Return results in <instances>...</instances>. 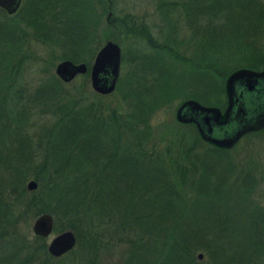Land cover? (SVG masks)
<instances>
[{"label":"trees","instance_id":"trees-1","mask_svg":"<svg viewBox=\"0 0 264 264\" xmlns=\"http://www.w3.org/2000/svg\"><path fill=\"white\" fill-rule=\"evenodd\" d=\"M64 1L69 0H56L55 4ZM214 1L213 5L205 3L201 5L202 7L192 6L189 8L191 12L188 10L189 17L198 18L196 13L201 14L206 10L209 12L205 14L209 13L210 17H216L220 8L219 1ZM98 2L99 5L106 7L103 0ZM241 3L243 9L251 7L250 10L257 15L255 29H258V35L264 33V3L261 0H241ZM19 11L20 9L14 15L16 16ZM66 12L73 13L71 9L63 8V15H66ZM2 13L5 14L0 9V14ZM33 13L37 15V10H32L28 14L27 25L33 26L34 33L37 34L60 31L65 35L68 39L62 36L66 38V42L71 43L75 52L64 51L62 60H71L76 64L85 63L88 72L78 77L88 78L91 64L86 60L85 49L93 40L90 32L81 34L79 23L73 19L75 15L72 20L70 15H67L68 21L61 31L50 23L48 25L45 20L46 17H51V21H55L56 18L53 16L62 15L59 11L55 15H52L53 11H49L39 19ZM15 29L13 25L0 21V264H50L57 259L46 253L44 239L35 236L34 241L43 244L34 247L22 236L24 212L27 213L32 204H26L24 205L26 208L23 206L22 209L17 205L16 194L20 197V185L29 178L38 184L40 197L49 199L41 209L36 210L34 216L41 212L49 213L54 218L55 232L63 229L61 227L63 223L66 224V220L67 225H71L74 231L77 238L76 250L73 249L67 254L70 256L76 254L78 258L70 264H100L98 254L103 255V258L107 256L111 244L114 248L121 246L120 244L123 246L127 244V248L122 249L123 257L117 264H201L193 257V251L198 247H203L209 256L213 257L212 264H231L233 261L253 264L252 257L256 256L254 253L252 255L243 251L237 253L238 251L233 249L234 245L226 246L227 228L222 224L224 220L221 218V206L224 207L231 200L233 204L237 201L239 206L241 202L250 203V206L259 205L255 203L256 201L250 202V197L260 187L261 180L259 177L255 178L260 169L256 172L258 168L251 166L246 171L240 170L236 178L234 176L235 171L232 168L236 163L227 153L238 144L231 150L220 149L203 142L194 126L180 125L176 122L180 127L191 131L193 139L188 143L190 151L203 145L207 147L205 148L207 154L213 152L218 155L211 161H208V155L198 157L200 159L197 160L201 161L203 167L199 171V176L196 173V169L200 168L197 164L188 169L187 190L181 185L186 182L187 175L182 176L181 181L176 180L172 166L174 160L170 163L167 162L166 155L159 153L156 155V146H152L150 150L145 148V142L152 141L149 124L151 115L164 106L162 100L168 93L164 88L157 86L159 76L154 78V88L148 89L146 94L142 93L146 92L142 87L133 86L127 81L121 88L119 78L115 91L122 92L121 104L125 107V111L120 113L114 108L110 110L111 108L104 104L88 105L83 104L81 98L70 96L63 98L60 92L63 86L55 77L50 76L49 79L47 77L49 73L44 79V84L38 86L35 95H24V88H21V91L17 92L21 94L15 100L13 95L16 92H12L4 82L5 74L12 66L9 53L1 50L2 44L8 46L11 42H14L11 45L14 51L24 50L22 46L18 47L19 44L14 46L17 42L23 43L20 39L16 40ZM235 32L237 35L242 34L237 28ZM239 48L241 46L237 47ZM161 51L169 57L178 59L165 47L161 48ZM258 55L257 59L260 57ZM181 62L189 64L196 74L194 83L207 79V89L211 92L209 95L217 91L224 93V81L229 72L222 81V90L220 86H215V80L210 77L217 71L212 66L199 61ZM161 68L162 66L157 67L155 71L160 74ZM81 91H84V87ZM207 96L196 92L189 95L188 99L220 107L219 100L210 102ZM99 97L101 98L100 95ZM16 104L19 107H16ZM34 137L39 138L36 145ZM25 150L31 152L27 156L29 158H24L20 167L19 165L14 167L13 164L18 157H22L19 153ZM222 164L226 166L224 170L221 168ZM193 174L197 177L194 180ZM22 186L21 190H25L24 184ZM192 194L195 195V201L191 204L193 208L198 209L196 214L193 212L192 221L195 223L199 219H205L197 223V227H202L201 229H193L201 234L204 233L203 228L206 230L215 228L216 230L212 231V238H207V235L198 236L197 232L177 236L173 227L171 229L164 227L165 220L170 214H173L174 218L171 220L175 222L180 223L185 218L188 202L191 201L189 195ZM255 209L260 215V209ZM76 213L86 216L81 221L86 226L82 225L80 229L68 219L76 217ZM156 217H160V220H154ZM256 221L255 218H243L242 227L245 235L248 229L253 231L254 227L259 231L257 234L260 237H257L256 244L261 249L264 248V217ZM156 222L159 223L158 226ZM203 223L206 228L203 227ZM167 230L169 232H166ZM107 236L109 241L105 240ZM89 237L90 239H87ZM111 239L113 241H110ZM14 241L18 250L10 252L8 248ZM67 254L58 259L64 260ZM257 257H262V261L254 264H264V254L259 252Z\"/></svg>","mask_w":264,"mask_h":264},{"label":"rangeland","instance_id":"rangeland-1","mask_svg":"<svg viewBox=\"0 0 264 264\" xmlns=\"http://www.w3.org/2000/svg\"><path fill=\"white\" fill-rule=\"evenodd\" d=\"M103 1L106 3V7L102 4L99 5L98 0H69L59 4H55L56 0H22L19 8L20 11L16 16L9 15L3 10L5 14H0V21L16 27L14 33L15 38L16 40H22L23 43L17 42L14 46L19 44L18 47L22 46L24 49L21 52H17V50L14 51L13 47H11L14 42H11L8 46L2 44L1 50L2 52L6 50L9 53L10 62L12 64L5 74L6 79L4 82L11 88L12 92H16L13 95L16 100L21 94V92L17 93L21 91V88H24V95H35L38 86L44 84V79L47 73H49L50 75L47 76L49 79L51 78L50 76H53L57 81H60L63 86L60 88L63 98H67V96L81 98L84 101L83 104L89 105L91 103H99L107 105L111 108L110 110L114 108L119 113L125 111V107L121 104L122 92H118V90L105 97L100 95V98L99 94H96L92 90L89 76L88 78L76 77L74 81L68 84L57 78L55 75V67L58 63L67 61L62 60L63 52L66 50L69 53L75 52L71 43L66 42L67 40L65 39L67 37L60 31L56 33L50 32L49 34L40 32L37 34L34 33L33 26L30 27L27 25L29 18L28 14H30L32 10H37V15L33 14L38 19L41 15L49 11H53L52 15H55V13L59 11V14L62 15L53 16L56 18V22L51 21V17L45 16L48 25L50 23L55 28L58 27L59 29L63 28L64 24L68 21L66 20L68 19L67 15H70L71 20L75 15L73 19L76 20L77 24L79 23L78 27L82 29L81 34L83 35V33L90 32L91 40L93 39L90 44H88V47L86 46L87 49H85V51L87 50L86 60H89L91 64L90 67L100 48H102L107 41H112L121 49V67L119 74L121 88L127 84L125 82L127 81L133 86L142 87L144 91L146 90V92L142 93L146 94L149 91L148 89L153 87L154 78L159 76L160 79L157 81V86L162 89L164 88L168 93L162 100L164 106L158 108L151 115L149 124L152 130V141H146L145 148L150 150L152 146H156V155H158V153L160 155H166L167 162L170 161V163L172 162L171 160H174L172 166L175 170L174 175L176 180L181 181L182 176L187 175L186 182L181 185L188 190V169H191L193 164H197L200 167L196 169V173L199 176V171H201L203 167L201 161L197 160L200 159L198 157L208 155V161H211L215 160L218 155L213 152L207 154L205 150L207 147L203 145L196 147L193 151L188 149V143L192 142L191 139H193V137L188 128H182L176 124V108L182 100L188 99L189 95L196 92L208 95L207 99H209L210 102H217L223 96V93L217 91L213 95H209L211 92L207 89V79H202V81L194 83L193 79L196 78V74L189 64H184L181 60L187 61L188 63H197L198 61L203 63L206 62L207 65L212 66L217 71L215 74L212 73L210 77L215 80V86H220V89H222V81L226 77V74L234 69L246 66L256 68L257 65L260 64V60L262 61L260 65L264 68V33L258 35V29H255L257 15L253 10H250L251 7H249V9H243L244 6H241V0H217L219 1L218 4L220 9L217 11L216 17H210L209 13L205 14L207 11L209 12V10H206L201 14L196 13L198 14L197 16H199L198 18L189 17V8L194 5L202 7L201 5L205 3L213 5L215 4L214 0ZM261 1L264 3V0ZM90 4L92 6H90ZM63 8H69L73 13L66 12V15H63ZM109 12L112 13L110 17H108ZM77 24L74 25L75 29ZM235 28L240 29L242 34L237 35ZM240 46L241 48L237 49V47ZM164 47L176 55L178 59L176 60L173 57H169L166 53L161 51V48ZM82 51H84V49H82ZM90 54L91 57H89ZM257 54L260 56L259 59L256 57ZM21 59L24 61L21 62ZM158 65L162 66L160 74L155 71V68L160 67ZM132 72L133 74H131ZM133 76L134 78L132 79ZM82 87H84V91H81ZM161 98L162 97H160V99ZM15 100L14 102H16ZM200 103L202 102L200 101ZM203 104L204 103H202V105ZM204 105L209 106L212 104ZM16 107H19V105ZM38 139L39 138L34 137L33 141H35V145ZM14 140L15 138L13 141ZM35 145L33 146V150ZM29 153L31 152L27 150L23 153H19L22 157H18V160L13 166L16 167L19 165L20 167L22 160L24 158H29L27 157ZM227 155L236 163L232 168L235 171V178L240 170L246 171V169H250L251 166L256 167V169L258 168L257 170L254 169L256 172L260 169L255 177H259V180H261L260 187L255 190L250 197V202L256 201L255 203L259 204V207L256 205L250 206V203L247 202H241V206H239L237 201L233 204L232 200L224 205V207L221 206V218L224 220L222 224L227 228V234L225 233L228 237H225L226 246L230 247L234 245L233 249L234 251H238L237 253H241L240 251L248 252L251 255L254 253L256 255L252 257V262L254 264V262L262 261V257L259 258L257 256L259 252L264 254V248L260 249L258 244H256L258 241L257 237H260L257 234L259 231L255 230L254 227L253 231L248 229L245 235L242 223L243 218H255L256 221L264 217V131H261L260 134L245 136L230 153H227ZM225 167V164H222L221 168L223 170ZM29 174L31 173H28V175ZM194 178L197 177H194L193 174L192 179L194 180ZM30 181L33 180L29 178L24 182L22 181L25 190H21V184L20 197L16 194V198L18 200L17 205L22 209L24 205L32 204V208L28 209L27 213L24 212L21 233L28 244L38 247L43 243L34 241L35 236L32 227L37 217L49 213L41 212V214L37 216H34V214L36 210L41 209L49 199L40 197L41 191H38V187L34 191H28L27 184ZM189 197L191 201L188 202V212L180 223L179 221L175 222L171 220L174 218L173 214L167 216L165 220L166 224L164 227H167V229L173 227L177 236L181 234L188 235V233L196 234L197 230L193 228L201 229L202 227H197V223L200 220H205L202 218L195 223L192 221L191 217H194L193 212L196 214L198 209L193 208L191 204L192 201H195V195L192 194L189 195ZM227 200L225 201L227 202ZM179 205L181 206V203ZM25 208L24 206V209ZM255 208L260 209V215L262 216L258 215L259 211ZM83 217L86 216L81 213H76V217L72 216L68 219H71L72 224L80 229L82 225L86 226L85 223H81ZM156 219L160 220V217L154 218V220ZM189 222L191 226L188 224ZM67 223L68 221L66 220V224L64 225L63 223V227H61L63 229L59 232L53 231L48 238H42L44 239L43 246H45L47 254H49L47 250L48 244L57 234L63 232H72L74 234V231L70 227L71 225L69 226ZM244 223L245 225L247 224V222ZM256 223L258 222L256 221ZM156 225L158 226L159 223L156 222ZM203 227H205V223H203ZM211 228H208V230L203 228L202 231L204 233L200 234V232H197V235L204 237L207 235V238H212V231L216 229ZM166 232H169V230ZM247 233L251 234L249 235ZM96 235L97 233H95V236ZM92 236H94V233ZM75 239L77 244L76 236ZM87 239H90V237ZM112 239L110 241H113ZM105 240L109 241V236L105 237ZM11 244L12 246L8 248L10 252H17L18 246L16 242H11ZM120 245L121 246L114 248L113 244H111L107 256L105 255L104 258L102 257L103 255L98 254L99 263L117 264L123 257L122 249L124 250V248H127V244L125 246L122 244ZM103 253H105V251ZM67 255L68 256L65 257L64 260L57 258L55 261L50 262V264H70L71 261H75V259L78 258L76 254L71 256L70 254ZM199 255L202 256V259H197ZM209 255L210 254L204 250L203 247H198V249L193 251V257L201 264L213 263V257L211 258ZM185 258L188 261L186 256ZM240 263L244 262L241 261ZM240 263L233 261L231 264Z\"/></svg>","mask_w":264,"mask_h":264},{"label":"water","instance_id":"water-1","mask_svg":"<svg viewBox=\"0 0 264 264\" xmlns=\"http://www.w3.org/2000/svg\"><path fill=\"white\" fill-rule=\"evenodd\" d=\"M22 0H0V9L9 15H14L20 8ZM112 15L109 12L108 17ZM121 67V49L112 42L107 41L97 52L92 66L89 69L90 85L92 90L99 95L107 96L115 91ZM88 72L84 63L75 64L69 60L57 64L55 75L64 83H71L80 75ZM254 78L264 80V71L256 73L247 69H241L228 77L225 83V92L228 99V107L224 114L217 107H208L196 100L188 99L181 102L175 111V121L180 125H192L201 140L220 149L231 150L238 141L250 132L264 129V111L252 120H239V125L228 130L223 135L221 127L230 122L235 111L232 102L234 84L242 79L253 81ZM242 113L237 111L235 116ZM237 119V118H236ZM38 187L35 181L27 184L28 191H34ZM54 230V218L50 214H42L36 218L32 231L34 236L48 238ZM76 245V239L72 232L57 234L48 244V253L59 258L71 252ZM202 259V256H198Z\"/></svg>","mask_w":264,"mask_h":264},{"label":"flooded vegetation","instance_id":"flooded-vegetation-1","mask_svg":"<svg viewBox=\"0 0 264 264\" xmlns=\"http://www.w3.org/2000/svg\"><path fill=\"white\" fill-rule=\"evenodd\" d=\"M260 64H262V62H260ZM260 64L257 65L256 69L242 67V68L234 69L233 71H231L229 73V75L226 77V79L224 81L223 96L219 99V101L221 102V105H220V107H217L220 109L222 114L225 113L226 108L228 107V99H227L226 92H225V83H226V80L228 79V77L230 75H232L233 73H235L236 71L241 70V69H247V70H250V71H253L256 73L263 72L264 68ZM232 102H233V108H234L235 113H234L233 117L231 118L230 122H228L225 126H222L220 128L223 135L228 134V130H230L231 127L235 128V125L237 127L239 125L240 119L252 120L257 115H259L262 111H264V80L259 79V78H257V79L254 78L253 81L247 80V79H242V80L237 81L234 84V90L232 93ZM208 107H210V106H208ZM238 110L243 112L244 115L242 113H240V114H238V116H235ZM261 131H264V129H261L259 131H255V132H250V133L244 135L238 141L237 144H239V142L245 136H248V135H251L254 133H259Z\"/></svg>","mask_w":264,"mask_h":264}]
</instances>
